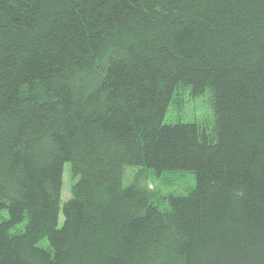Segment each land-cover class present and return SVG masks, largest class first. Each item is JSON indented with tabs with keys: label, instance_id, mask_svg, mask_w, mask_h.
<instances>
[{
	"label": "trees",
	"instance_id": "obj_1",
	"mask_svg": "<svg viewBox=\"0 0 264 264\" xmlns=\"http://www.w3.org/2000/svg\"><path fill=\"white\" fill-rule=\"evenodd\" d=\"M0 264H264V0H0Z\"/></svg>",
	"mask_w": 264,
	"mask_h": 264
},
{
	"label": "rangeland",
	"instance_id": "obj_2",
	"mask_svg": "<svg viewBox=\"0 0 264 264\" xmlns=\"http://www.w3.org/2000/svg\"><path fill=\"white\" fill-rule=\"evenodd\" d=\"M214 119V108L212 104V93L209 89L199 95L192 93L190 88L178 90L168 107L164 116L165 123L171 122H209ZM70 163L64 165V185L62 198L66 200L71 196V177L68 172ZM135 179L140 184H148L159 192L157 204L161 209L167 207V202L162 199L171 193L185 194L196 185L194 174L184 170H168L157 172L151 167L127 166L125 171V182ZM6 214V212H5ZM64 221L63 213H60V225ZM47 245L42 241L40 245Z\"/></svg>",
	"mask_w": 264,
	"mask_h": 264
}]
</instances>
